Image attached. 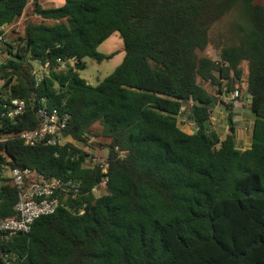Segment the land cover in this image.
<instances>
[{"label": "trees", "instance_id": "trees-1", "mask_svg": "<svg viewBox=\"0 0 264 264\" xmlns=\"http://www.w3.org/2000/svg\"><path fill=\"white\" fill-rule=\"evenodd\" d=\"M29 6L39 20L8 34L18 53L0 62L1 89L27 108L0 131L37 128L46 99L50 107L64 103L66 135L76 143L28 146L16 138L0 149L12 166L79 180L81 193L62 196L29 233L0 236V264H264V0H65L52 8L0 0V26L17 23ZM232 11L230 40L215 39L213 25ZM116 31L124 60L93 85L79 71L86 57L112 56L97 48ZM9 47L6 41L3 53ZM73 57L59 67V58ZM35 58L51 64L42 80L33 73ZM235 89L248 93L255 116L246 149L236 145L232 111L224 139L207 125L217 95ZM185 106L198 127L192 133L179 124ZM96 124L107 173L98 161L89 166L96 154L77 145ZM5 157L3 219L17 216L19 197L1 172ZM97 185L100 195L92 191Z\"/></svg>", "mask_w": 264, "mask_h": 264}, {"label": "built area", "instance_id": "built-area-1", "mask_svg": "<svg viewBox=\"0 0 264 264\" xmlns=\"http://www.w3.org/2000/svg\"><path fill=\"white\" fill-rule=\"evenodd\" d=\"M14 24L0 26V62L5 56L13 57L18 53L16 41L8 38V33L13 31ZM10 30V31H9ZM9 41L11 44V53H3L2 47ZM60 68L66 67L67 63L74 64L75 57L68 60L58 59ZM40 68L33 65V73L38 80H42L51 69L50 61L43 62L39 58L32 60ZM2 83V81H0ZM223 100L232 102L234 107H241V93L238 89L230 93H221ZM37 108V115L40 119V125L30 131H22L17 134L4 132L8 123H16L26 112L27 103L24 98L12 97L7 90L0 87V143L8 142L14 139H20L28 146H66L68 142L76 143V140L66 135V129L70 114L65 109L64 103L61 106L50 107L44 103ZM181 112L180 114H182ZM180 114L178 118L180 117ZM191 121V120H190ZM0 153L6 156L2 163L1 172L4 177L10 179V182L19 192L18 201L14 208L17 216L12 218H0V236L2 239H9L20 234H27L31 231L36 218L42 215L53 213L61 204L62 196L72 195L76 197L81 193V182L73 178L44 177L37 170L29 167L12 166L9 163V156L0 149ZM107 153L104 155L96 154L92 157L88 165L95 162L101 163V171L108 172ZM90 163V164H89ZM109 180L108 175L103 176L100 186L106 187ZM96 195H100L99 185L92 190ZM87 204H83L79 213H84Z\"/></svg>", "mask_w": 264, "mask_h": 264}, {"label": "rangeland", "instance_id": "rangeland-1", "mask_svg": "<svg viewBox=\"0 0 264 264\" xmlns=\"http://www.w3.org/2000/svg\"><path fill=\"white\" fill-rule=\"evenodd\" d=\"M42 5L47 8L52 7H58L64 3L65 0H40ZM28 14L23 15L22 19L18 20L17 23L14 24V27L12 28L15 30L16 34L22 30L24 27V24L29 21H37L39 20L37 16H34L32 14L31 6L28 7ZM235 18H237V13L235 11H232L225 15L222 19H220L218 22H216L213 25L212 28V35L215 39H223L225 41L230 40V26L235 21ZM10 31V30H9ZM10 33V32H9ZM8 33V34H9ZM97 50L104 54L112 55L110 58L105 59L103 61H97L94 58L86 57V68L79 71L80 76L85 78L89 83L96 85L100 81H102L107 75L112 73L118 65L122 63L125 57V50H124V42L122 37L120 36L119 32H113L107 39H105L97 48ZM208 53L213 54L216 56V50L215 49H207ZM33 65L37 68H40L37 64L33 63ZM203 85H205L206 88H208L211 92L216 91V85H212L209 82H203L201 81ZM218 97L217 102H220L224 104L226 100H223V96L221 94L217 95ZM241 101L244 102L245 97L241 95ZM232 104V102H231ZM184 111L182 114H180L179 124L182 126L184 123L190 122V119L188 117L187 113V106L184 107ZM100 128L98 124L93 126L92 132L88 135L89 139L85 142H78L77 145L85 147L84 149H87L90 151L91 154H99L104 155L106 153V149H103V147H97L100 142H102L104 139L101 136H97L95 134V131ZM86 143V145H85ZM102 150H101V149ZM92 159V158H91ZM90 160V159H89ZM106 191V190H104Z\"/></svg>", "mask_w": 264, "mask_h": 264}, {"label": "crops", "instance_id": "crops-1", "mask_svg": "<svg viewBox=\"0 0 264 264\" xmlns=\"http://www.w3.org/2000/svg\"><path fill=\"white\" fill-rule=\"evenodd\" d=\"M27 11L28 8L25 10L23 15L28 14ZM241 95L242 97L243 95L245 97L244 102H241V107H234L233 105L232 107H228V103L222 104L216 101V104H214L210 110L207 125L211 130L218 134L220 139H224L228 133L229 115L232 111L233 120L236 126V145L240 149H246L249 148L252 143L255 116L249 108L251 100L250 96L245 90L242 91ZM241 99L242 98H240V100ZM181 128L188 133H192L198 127L197 124L191 120L190 122L184 123Z\"/></svg>", "mask_w": 264, "mask_h": 264}]
</instances>
